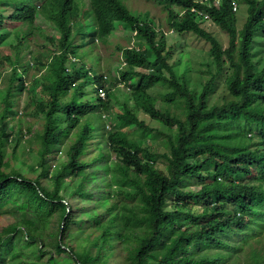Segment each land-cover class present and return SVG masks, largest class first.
<instances>
[{
    "label": "trees",
    "instance_id": "16d2710c",
    "mask_svg": "<svg viewBox=\"0 0 264 264\" xmlns=\"http://www.w3.org/2000/svg\"><path fill=\"white\" fill-rule=\"evenodd\" d=\"M147 1L210 44L201 90L128 0H0V264H264V0Z\"/></svg>",
    "mask_w": 264,
    "mask_h": 264
},
{
    "label": "rangeland",
    "instance_id": "374dc122",
    "mask_svg": "<svg viewBox=\"0 0 264 264\" xmlns=\"http://www.w3.org/2000/svg\"><path fill=\"white\" fill-rule=\"evenodd\" d=\"M128 3L133 8L137 9L138 11L146 12L149 11L151 15L155 18V22L158 24V26L164 30V34L166 37L167 44L174 46V54L171 59L172 62L175 63L176 69L179 73H185L189 85L193 88H196L197 90H201L202 86L210 79L211 74L209 72V63H210V57H209V48L210 44L203 39L196 37L192 34L187 33H178L177 31L173 30L170 26V23L168 22L169 16L167 10H164L162 5L156 1H147V0H128ZM238 8L234 10L237 18V25L239 28L242 27L244 24L246 18H247V10L246 6L244 4H238ZM38 26L44 30L49 31L48 33H53L52 29H45V23L42 19H38ZM203 26L209 30L216 38H218L224 46L228 45L229 37L228 34L219 26L214 24L211 20H207L203 23ZM121 27L119 26L118 29ZM124 28V27H123ZM122 33L113 36L112 38V44L105 45L101 43V41H98L99 44L98 50L100 53H102L104 57V64H112L115 66L121 67L123 65L121 54L116 49V43L115 42H121L123 45H133L136 42V38L134 36V33H132L128 28L125 30H121ZM40 42L48 43L45 39V37L40 38ZM35 46V45H34ZM90 46L87 44V49L84 50V56L85 59L88 60V57H90L89 54H96L97 50L94 49L92 52L89 51ZM32 48V44L30 43V50ZM9 53L10 51L7 50ZM9 66L6 67H0V70H9ZM44 68V67H43ZM8 73V71L4 72ZM40 75V74H39ZM4 85V82H0V86L2 87ZM123 84H119L118 87H116V93L121 92L120 89L123 88ZM95 97L97 91L94 92ZM228 92L226 91V86L222 82L221 79H219L216 83V86L214 88L211 101H223L225 97H227ZM23 95L26 96V93ZM26 99L24 98L20 103L22 105L26 104ZM104 119L106 120L107 124H112L115 122V116H104ZM25 126L26 127H35L34 123L32 122L31 118L24 119ZM156 123L152 122V125H155ZM38 126V124H37ZM162 150V148H161ZM63 156V155H61ZM166 162L162 158H158V166L164 167ZM8 220L6 219V216L0 217V228L1 225L7 224ZM239 236L236 234H233L231 236L232 241L238 240ZM46 257H43V260H45ZM9 259L4 260L3 262H7ZM66 264H76L74 262L66 263ZM112 264H117L116 261H112Z\"/></svg>",
    "mask_w": 264,
    "mask_h": 264
},
{
    "label": "built area",
    "instance_id": "2783aa9c",
    "mask_svg": "<svg viewBox=\"0 0 264 264\" xmlns=\"http://www.w3.org/2000/svg\"><path fill=\"white\" fill-rule=\"evenodd\" d=\"M233 9L236 10V9H237V5H235V6L233 7ZM101 95L104 96V92H101Z\"/></svg>",
    "mask_w": 264,
    "mask_h": 264
}]
</instances>
